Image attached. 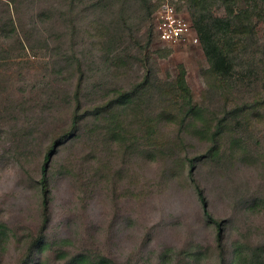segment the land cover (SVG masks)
<instances>
[{"label":"rangeland","instance_id":"obj_1","mask_svg":"<svg viewBox=\"0 0 264 264\" xmlns=\"http://www.w3.org/2000/svg\"><path fill=\"white\" fill-rule=\"evenodd\" d=\"M252 1L151 0L149 15L138 0H0V223L10 229L0 264L21 263L40 236L45 179L51 220L32 264L65 263L62 249L66 259L101 253L116 264H222L219 235L231 264L235 245H264V104L221 141L217 157L207 156L209 135L182 125L189 108L177 85L185 70L189 103L207 117L264 100V0ZM166 5L193 34L210 31L221 43L211 15L249 7L256 41L227 33L242 54L235 81L248 86L225 100L229 84L200 43L161 41ZM78 92L83 112L132 93L126 136L136 150L99 139L102 128L92 135L94 118L82 139L59 144ZM193 180L219 226L206 218Z\"/></svg>","mask_w":264,"mask_h":264},{"label":"trees","instance_id":"obj_2","mask_svg":"<svg viewBox=\"0 0 264 264\" xmlns=\"http://www.w3.org/2000/svg\"><path fill=\"white\" fill-rule=\"evenodd\" d=\"M138 1L139 3H143L144 8L149 15L154 12V5H152L151 0ZM223 1L228 3L229 5L230 2L237 3L239 0ZM252 2L253 5L256 4L255 0ZM249 11V7H246L234 10L230 9L229 11H226V13L222 16L214 14L211 15L212 26L216 33L223 38L222 43L220 42V39H216L210 31H202L199 34L200 45L206 57L209 58L212 62L211 70L214 71L218 75V77L226 80L229 84L225 89H223L224 92H220L226 97L225 100H229L233 96V91L237 87H239L241 83L244 87L248 86L247 84H245V82L247 83V78H238V81L240 82L235 81V75L238 74V68L241 67V65L237 61L242 54H237L239 49L235 46L233 40L231 42V40L229 41L230 38L227 39V33L235 32L237 34L236 30L238 29L242 37H244V35H249V39L252 38V41H254V39L256 41L255 35L251 33V27L253 26L251 25L252 19H250ZM262 12V15H264V9ZM0 31L5 32L6 27L0 26ZM151 36L153 37V35ZM225 38L226 42H224ZM234 47H236L235 50H233ZM148 81L149 77L146 78L144 84H146ZM177 85L179 91H181V93L185 95V98L188 101V104H184V109H186L187 107L189 108L185 110V112L187 113H185V118L182 119V125L184 128H186L188 124L191 123L190 126L194 128L193 130L195 132L203 134L204 136L209 135L213 145L209 149L207 156L217 157L220 153L221 141L230 132H233L235 135L239 133L238 129L243 125L242 123L247 122L248 124V122H250V118L254 116L252 114L257 113L260 115L261 113L259 110H257V106L260 105V107H262V105L264 104V100L259 101L258 99H255L251 104H249L248 102L244 103V105H236L231 110L226 111L222 117H218L215 115L207 117V112L205 110H201L196 107V105L193 104L192 106L189 103L190 90L186 83L185 70L181 72ZM76 98L77 101L75 110L72 113L71 127L65 137L61 140V142H59V144H62L65 140L72 142L77 139H82L83 129L86 127V121L88 122L89 118H94L91 124L92 129L90 130L92 135L98 136V131H100L102 128L104 130V133L100 134L99 139H104V141L110 142L112 138L114 142L116 141L120 143L124 147L126 152H132L133 150H136L133 149L136 146L135 143H137L135 142L136 139H134L133 136H126V134L129 135L130 133L126 129V120L132 123V121L130 120L132 119V117L130 116L131 113L134 112V110H132L131 108H133L132 105L137 103L136 101H134L135 99H133L134 97L132 93H120L119 97L111 99L103 105L95 106L92 109L87 110L86 112H83L81 100H79V92L76 94ZM120 111H125L127 115L122 114ZM123 117L125 119H123ZM193 181L195 183V188L201 201L206 218L210 222L216 223V225L219 226V220H216L209 210V204L205 190L200 183H198L196 180ZM39 188L40 192L42 193L43 199L42 226L40 229V236L36 239H33V241L30 243L29 248L27 249L24 258L19 264H32L35 254L39 252L40 249H42L44 246H46V244L44 245L45 232L47 231L48 225L51 220V199L46 179L41 182ZM9 232V227L4 223H0V238L2 239L7 237L9 235ZM68 243L69 241L67 239H64L61 242V244L63 245H67ZM218 245L220 248L221 263H228V259L225 257L221 235L218 236ZM65 256H67V254L63 249L62 253H60V255H57L61 262H65L62 264H116L111 258L101 253L90 254L79 252L72 255L71 257H68V259H66ZM160 264L168 263L165 259H163ZM231 264H264V245H256L254 247L247 248H243L241 244L235 245Z\"/></svg>","mask_w":264,"mask_h":264},{"label":"built area","instance_id":"obj_3","mask_svg":"<svg viewBox=\"0 0 264 264\" xmlns=\"http://www.w3.org/2000/svg\"><path fill=\"white\" fill-rule=\"evenodd\" d=\"M159 38L165 43H176L181 40H189L194 44H199L200 40L196 33L191 32V28L177 16L176 10L166 5L161 12L157 22Z\"/></svg>","mask_w":264,"mask_h":264}]
</instances>
